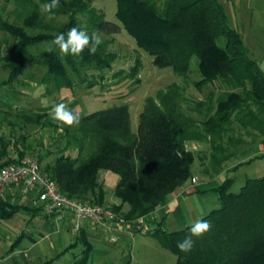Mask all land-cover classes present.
I'll use <instances>...</instances> for the list:
<instances>
[{
  "label": "trees",
  "instance_id": "1",
  "mask_svg": "<svg viewBox=\"0 0 264 264\" xmlns=\"http://www.w3.org/2000/svg\"><path fill=\"white\" fill-rule=\"evenodd\" d=\"M28 1L17 0L19 3ZM93 1L60 0L59 7L45 13L65 15L63 22L54 26L43 20L42 12L34 4L19 23L8 21L0 13V31L14 37L0 55V67L6 70L2 82L17 81L28 62L41 65L44 68L42 81H52L56 88L72 90L70 75L82 82L79 70L85 67H94L102 79L116 56L106 50L104 42L95 54H90L87 48L79 56L63 55L55 47L48 51L56 34L66 35L72 27L83 29L79 16L92 31L115 33L122 28L137 47L152 57V65L168 67L179 76H196L190 81L198 91L216 80L224 81L230 88L216 96L207 92L203 101L192 105L191 110L202 116L199 131L197 121L180 107L184 101L183 87L171 82L152 96H145L136 120V132L130 131L126 104L94 109L82 114L80 123L66 136L71 138L72 145L69 141L51 161L40 166L41 159H37L40 170L49 174L59 191L82 203L105 206V191L96 173L110 171L117 176L112 187L117 203L109 208L125 221H132L149 214L167 194L191 177L194 154L184 147L187 140L207 138L211 171L217 173L226 157L231 156L225 155L218 143L226 134L232 117L242 126L262 131L264 72L247 55L241 36L228 23L222 4L216 0H114L113 18L117 22L105 20L104 13L91 5ZM31 29L40 31L31 33ZM39 42L47 43L46 49L39 50L33 58L28 57V48ZM141 65L136 57L124 76L136 77ZM118 73L122 75L123 71L119 69L114 76ZM137 81L136 77L134 83ZM84 86L93 85L90 81ZM39 120L37 115L35 121ZM227 140L233 141L231 145L236 147L231 137ZM69 144L75 151L73 155L64 152ZM6 150V143L0 137V154H5ZM17 154L22 155L18 151ZM256 158H264V153L240 160L227 170L234 171ZM231 182L232 178L227 176L214 186L218 205L198 219L211 224V229L203 235H191L190 228L195 222L171 232L156 225L147 232L174 255L173 264H264V175L245 178L236 192L230 190ZM24 208L20 203L0 197V220ZM34 211L39 209L34 208ZM189 236L195 242L192 250L180 251L178 242ZM16 241L8 245L5 253L17 246ZM76 246L79 251L70 264H89L92 245L83 230L42 264H50Z\"/></svg>",
  "mask_w": 264,
  "mask_h": 264
},
{
  "label": "rangeland",
  "instance_id": "2",
  "mask_svg": "<svg viewBox=\"0 0 264 264\" xmlns=\"http://www.w3.org/2000/svg\"><path fill=\"white\" fill-rule=\"evenodd\" d=\"M221 3L224 9V15H226L228 23L231 27L236 28V31L241 36L245 46L248 48L247 55L251 59H254L261 67L262 58L260 57V52L258 46L250 40L249 37L243 33L240 26V1L239 0H216ZM36 6L40 10V3H34L29 0L27 3H19L17 0H0V13L1 16L8 21L14 20V22L19 23V20L25 15V12L33 6ZM114 0H94L92 6L104 13L105 20L117 22L114 17ZM49 16L51 18L49 19ZM43 20L48 24H59L63 22L64 16L57 15L53 16L50 14L42 13ZM78 21L89 35L93 32L89 28L84 20L77 17ZM255 24L252 22V26ZM40 29L29 30L31 33L38 32ZM252 30V29H251ZM104 42L106 50L114 52L116 54L115 60L113 61L111 68L105 71L104 77L100 79L98 77V72L94 70V67H85L79 70L80 77L83 79L79 81L78 78L70 75L72 79V90L65 87H53L52 81L43 82L41 77L44 68L40 65H35L33 62H28L26 70L18 77V80L6 84L3 83L6 76V70L0 67V137L6 143V151L10 158L13 155L19 156L17 151L22 153V156H32L34 159H41L39 166L44 162H49L56 155L57 151L62 148L66 143L70 141L71 138L66 136L71 134L76 125L71 127L64 125L58 121H54L49 113L50 110L59 103H65L70 109L75 110L80 114L91 112L106 108L107 106L126 104L127 110L129 112V127L132 133L136 132V120H138V114L141 111L143 100L145 96H152L159 88L162 89L166 85L174 82L183 87L184 101L181 102L180 107L188 115L192 117L193 120L197 122L196 130H201L200 122L202 121V116L199 113L193 112L191 110L192 105L196 101H203L207 92H212L214 96L218 95L219 92L223 90H229L230 88L223 81H211L207 84L202 91H198L191 84V79H195L196 76H179L172 72L168 67L154 66L151 63L152 57L148 53L143 51L141 48L134 44V40L131 36H128L122 28H118L115 33H102L97 32ZM14 37H11L0 31V55H3L7 47L11 45ZM48 44L45 42H39L35 46L28 48V57L33 58L39 50L46 49ZM260 51V52H259ZM138 58L141 62V68L139 69L136 77L139 79L136 83L134 80L136 77L126 78L124 74L127 72L128 68L131 67L135 58ZM123 71L122 75L114 74L118 70ZM92 82L91 87L85 88L86 82ZM204 110V107H202ZM213 106L210 107V113ZM37 115L39 116V122H36ZM264 124V117H262ZM226 134L223 135L219 140V145L223 147V153L231 154V156L226 157V160L222 162V169L217 172L219 177V182L225 177H231L232 182L230 183V190L236 192L240 183L245 178L258 177L264 175V158L252 159L249 163L239 166L238 169L231 171L227 170L234 164L238 163L240 160H246L259 152H264V128L262 131H258L252 126H242L233 117L227 124ZM231 137L234 140L235 148L231 145V141L227 140V137ZM70 144L68 149L64 152L74 154L75 151L70 149ZM184 147L191 150L194 154L193 162L191 164V175H196L201 177V172L208 175L212 173V166L208 157H210L211 149L208 146V141L206 139H200L199 141H186ZM256 147L259 148L258 151ZM84 153V151L82 152ZM20 157V156H19ZM101 173L108 176L105 183H102V189L105 191V202L112 200V187L117 181V176L110 173V171L99 170L98 176ZM216 174V173H215ZM191 179V178H190ZM216 195V194H215ZM18 197V194L16 198ZM23 198L20 200L23 202ZM115 199V198H114ZM112 202H106L105 206L108 208L111 206ZM110 209V208H109ZM25 210L18 211L15 213L16 217H24L27 213L23 212ZM26 212L30 213L29 210ZM11 221L0 220V253L4 252L8 247V243L17 234L13 231V227L10 225ZM15 230V229H14ZM139 237H142L139 233L136 234L134 239L138 244ZM92 249L88 255L92 256L91 264H96L98 259L97 255H100L103 245L109 247L112 243L109 241H103L102 245L91 244ZM6 247V248H5ZM79 247L74 251L77 252ZM136 251V249L134 250ZM5 253V252H4ZM172 254V253H171ZM102 255V254H101ZM173 255V254H172ZM121 260H116L115 262L110 261L109 264H124L126 263L123 255ZM89 261V260H88ZM71 262H66L65 259L58 260L53 264H70ZM89 263V264H90Z\"/></svg>",
  "mask_w": 264,
  "mask_h": 264
},
{
  "label": "crops",
  "instance_id": "3",
  "mask_svg": "<svg viewBox=\"0 0 264 264\" xmlns=\"http://www.w3.org/2000/svg\"><path fill=\"white\" fill-rule=\"evenodd\" d=\"M239 1V27L246 37L248 36L250 40H253L259 50L262 49L263 54L259 51L262 58L261 67L257 66L264 72V0ZM252 22L255 24L254 26H252ZM258 149L256 147L257 151ZM261 153L264 152L258 151L255 155ZM98 173H96L98 181L105 183L108 176L101 173L99 177ZM191 177L195 178L193 183L190 180ZM191 177L180 187H176L175 190L167 194L154 210H150L149 213L152 215H147L148 225L151 228L157 225L167 232L175 231L196 222L209 209L217 207L218 200L214 186L219 183L218 173L208 175L201 172V177L196 175H191ZM15 189V187H10L3 197L15 204L23 205L25 207L23 212L27 215L25 218L16 217L14 213L2 220V222L13 220V226L12 223L10 225L17 234L7 245L17 240V246L8 253H4L8 248L5 247V251L0 253V264H42L45 260L52 258L55 253L63 250L77 235L72 236L69 233L68 217H56L55 215H44L40 211L35 212L34 205L30 203L32 195L23 198L24 201L22 202L20 194L15 193ZM17 194L18 197L16 198ZM106 202L116 204L117 200L113 198ZM26 210H29L30 213ZM82 230L86 233V240L90 244L102 245L103 241L112 243L109 247L103 245L100 255H97L96 264H109L110 261H119L122 259V256L119 257L120 255H123L124 260L126 259L124 264H173L175 261L174 255L165 250V247H161L151 235L140 234L128 224H111L108 227H99V225L93 226L85 223L81 228ZM138 233L142 237H139L136 245L135 242L137 241L134 237ZM77 248L78 246L73 247L60 257L53 259L50 264L60 259L71 262L79 251L74 252ZM135 249L136 251H134ZM90 262H92V256L89 255Z\"/></svg>",
  "mask_w": 264,
  "mask_h": 264
},
{
  "label": "built area",
  "instance_id": "4",
  "mask_svg": "<svg viewBox=\"0 0 264 264\" xmlns=\"http://www.w3.org/2000/svg\"><path fill=\"white\" fill-rule=\"evenodd\" d=\"M9 158L6 154H0V197H3L10 187H16L20 197L31 194V205L38 208L42 214L69 218L68 230L72 236L78 235L85 223L99 227L128 224L140 234H146L151 230L148 215L125 221L112 209L99 203H82L66 196L59 191L49 174L40 170L37 160L32 156L13 155L11 158L13 160ZM190 180L193 183L195 178L191 177Z\"/></svg>",
  "mask_w": 264,
  "mask_h": 264
},
{
  "label": "clouds",
  "instance_id": "5",
  "mask_svg": "<svg viewBox=\"0 0 264 264\" xmlns=\"http://www.w3.org/2000/svg\"><path fill=\"white\" fill-rule=\"evenodd\" d=\"M60 0H50L40 5L42 13H52L53 9L59 7ZM51 16H49V19ZM103 43L100 35L93 32L91 35L86 30L72 27L67 34L59 33L54 36V39L49 45L48 51L51 52L58 48L63 55L79 56L85 48L90 54H95L98 47ZM54 121H58L69 127L80 123V114L73 109H70L65 103L56 104L49 113ZM149 216L152 213L148 214ZM143 219V218H142ZM211 229V224L207 220H197L192 224L190 232L192 236L199 237ZM194 241L191 236L186 237L183 241L178 242L177 247L182 252H190L194 246Z\"/></svg>",
  "mask_w": 264,
  "mask_h": 264
}]
</instances>
